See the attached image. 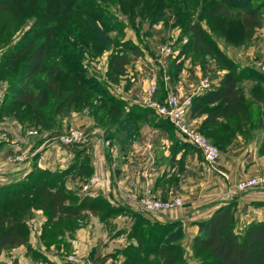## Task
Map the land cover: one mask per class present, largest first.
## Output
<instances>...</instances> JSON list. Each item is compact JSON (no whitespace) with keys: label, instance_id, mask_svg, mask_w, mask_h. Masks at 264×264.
<instances>
[{"label":"trees","instance_id":"obj_1","mask_svg":"<svg viewBox=\"0 0 264 264\" xmlns=\"http://www.w3.org/2000/svg\"><path fill=\"white\" fill-rule=\"evenodd\" d=\"M142 1L135 0V4ZM59 2L62 4L61 0ZM177 3L178 0H175L173 6ZM155 4L150 14L157 18L168 3L166 0H155ZM64 8V11L71 10L68 6ZM132 8L128 10L129 14L135 10ZM233 9H243L242 25L247 35L255 27H261L264 15L256 7L249 8V0H217L206 11V16L219 17L226 23L230 20ZM2 11L17 18L20 15L19 9L11 0H0V36L5 33L10 36L14 28L9 29L7 14ZM96 11L97 13H92L96 21L89 23L94 34L91 36L93 45L102 44L98 43V38L102 36L100 28L103 24L106 29H116L106 25L102 11ZM174 17L178 18L175 14ZM184 28L191 35L189 41L192 40L193 54L214 57L219 62L220 69L225 71L218 83L192 99L190 114H205L199 131L219 150L224 151L238 145L239 138L245 141L244 138L252 129H258L263 132V138L258 142L257 151L264 153V73L247 68L257 83V91L250 95L254 100L253 105L260 108L255 111L245 101L242 81L245 79L246 69L240 68L228 58L197 21H192L190 17L185 19ZM40 34L39 38L27 45L8 49L0 59V76L6 77L8 81L6 93L0 100V120L13 119L21 126L26 120H31L35 125L53 128L57 121L54 116L46 113V109L50 114L63 117L70 110L89 105L93 109L95 124L105 126L106 135L115 140L122 150L139 132L141 123L151 121L152 126L166 131L173 128L171 123L161 117L154 119L152 110L148 107L127 106L125 101L110 95H104L102 100L93 105L94 98L90 91L93 83L88 84L84 75L75 73L70 62L63 60L57 63L50 59L55 54L50 43L55 34L54 25L40 30ZM81 38L85 37H77V40ZM125 50L130 55L140 54L138 46L130 41ZM60 52L63 53V50ZM129 62L126 53L112 52L109 57V79L117 81L124 76ZM15 64L19 68L14 72L9 71L16 67ZM60 75L64 76L63 79ZM69 76L74 83L65 86ZM255 122L257 124L254 128ZM170 140L171 156L176 148L187 145L174 135L170 136ZM33 159L36 162V154ZM33 166L22 180L0 186V253L4 249L24 245L28 255L39 257L28 241L26 220L31 209H40L45 215L41 239L46 245L62 241L63 236L67 232L71 234L89 214L98 216L102 223H106L112 216L125 215L130 218L131 225L126 232L129 242L120 251L124 256L122 264H186L181 244L184 236L181 220H150L127 205L111 204L103 195L80 197L68 186L69 179L77 176L84 179L93 171L85 146L74 147L72 161L63 170L51 171L35 164ZM236 206L237 201L233 198L218 206L207 219L196 222L198 233L191 240V250L199 258L200 264H264V219L240 225L236 217ZM123 232L125 231L121 230L116 234Z\"/></svg>","mask_w":264,"mask_h":264},{"label":"rangeland","instance_id":"obj_2","mask_svg":"<svg viewBox=\"0 0 264 264\" xmlns=\"http://www.w3.org/2000/svg\"><path fill=\"white\" fill-rule=\"evenodd\" d=\"M11 1L17 5L20 15L15 18L12 14L2 11L7 14V25L9 29L14 28V32H11L10 36H8V34L6 35V33L0 36V59L8 49L14 46L16 47L17 45L15 49H18L21 45L31 43V41L39 38L41 35L40 30L54 25L55 34L50 43L55 54L51 55L50 59L57 63H61L63 60L70 62L72 64L71 68L75 73L84 75L86 77L85 81L88 84L93 83L91 84L93 86L90 88L94 98L92 101L93 105H96L98 100H102L104 95H110L114 98H117L115 94L126 98L129 97L127 94H130L131 89L133 90L131 86L133 83H137L141 77H145L146 86L141 89V83L140 85L138 84L139 87L137 86L135 88L138 96L134 98H143L141 100L147 102L149 96L148 88L154 83L155 88L153 94L150 96V100L158 103H162L169 92H174L182 97L192 95L197 89L196 87L194 88V86L199 84L201 79H208L210 82L208 89L215 85L213 81L219 82L223 75L222 73L225 72L220 69L219 62H217L214 57L196 56L192 52V40L189 41L191 35L187 33L184 28L185 19L190 17L192 21H197L201 25L202 29L211 36L219 49L222 50L228 58L240 68L246 69L244 71L245 79L242 81L245 90V101L253 110L259 111L260 109L258 107L256 108L255 104L253 105L254 100L250 96L251 93L257 91V83H255L253 79L252 72L247 70V68L259 71L256 68V63H264V20L262 21L261 27H255L252 33L247 35V31L242 25L243 9H233L231 11L230 20L225 23L219 17L206 16V11L217 0H178L175 7L173 6L175 0H166L168 4L164 7L163 13L157 18L150 14V10L156 5L155 0H143L139 4H135V0H61L62 4H60L59 0ZM67 6L71 7L70 11H64V7ZM143 6L147 8L144 9ZM253 7H256L259 12L264 15V0H249V8ZM131 8L135 10L129 14L128 10ZM96 10H98V12L102 11L104 21L107 23L106 25L114 26L116 29H106V26L103 24L102 28H100L102 36L98 38V43L102 44L93 45L91 43V36H94V34L91 32L92 28L89 23L96 21L92 16V13H97ZM174 14L178 18H175ZM110 22L112 24H109ZM0 25H2L1 22ZM98 25L101 26V24ZM81 36L85 38L77 40V37ZM108 40L110 41L109 43ZM127 41L138 46L140 52L138 56L130 55L131 53L125 50V47L128 46ZM62 50L63 53L60 52ZM112 52L114 54L126 53L130 60L127 65L126 74L118 78L117 81H111L108 76L111 71L109 57ZM76 62L79 63L75 66ZM15 65L16 67L14 69L12 67L9 71L14 72L19 68L18 64ZM139 68L141 72L135 73V69ZM259 73L263 74L264 72L259 71ZM60 76V78L63 79L64 76ZM131 76H134L133 78L135 81H130ZM164 76L167 77V81L164 80ZM247 77L248 79H246ZM67 80L65 86H70L74 83L71 76H69ZM7 86L8 81L6 77L0 76V100L4 97ZM178 86L181 87L178 88ZM138 89H141L142 95L140 96L142 97L139 96ZM190 90L193 92H190ZM205 91L206 90L203 92ZM11 93L12 91L9 95H11ZM193 97L194 96H192V99ZM140 102L143 103L142 101ZM140 107L143 106L141 105ZM92 110L91 106L87 105L80 109L70 110L66 116L62 117L50 114L51 112L46 109L47 114L55 117L57 121L55 127L44 128L43 125H35L31 120H26L27 123H24L22 130H25L27 135H30L29 132L31 130H35L38 135L44 137L45 134L49 132L58 131L55 136L56 143L67 146V144L59 140L58 136L70 129H78L84 134L85 141L68 144V146H85L90 156L92 167L94 166L93 162L96 164V167H115V169L116 167H122L125 160L127 161L124 154L125 152L120 149L123 151L122 155L124 157H122L116 149L118 145L114 143L109 135H106L104 130L105 126L102 127L95 124L92 118ZM189 112L190 109L185 115V120L187 123L192 124L187 119V114ZM152 115L154 119L159 117L154 110H152ZM71 117L77 118V120L82 123L78 126H74L71 125L70 122L68 125ZM7 120L13 119L7 118ZM91 120L93 122H91ZM151 123L150 121L140 124L143 136L137 142L139 144L141 143V145L152 143V145L156 147V159L161 161L164 158L162 155L164 151V149H162V135L165 139L168 138L169 140L170 136L173 135L180 142H183V140L178 136L174 127L166 131L152 126ZM256 124L257 122H255L254 128ZM261 138H263V132L258 129H252L248 132V136L244 138L245 141L239 138V143L247 144L254 140L260 142ZM118 155L122 158H119ZM28 156L27 158L29 159L30 156ZM97 158L100 159L101 163H99ZM33 164L38 166L36 162H32L31 167H34ZM121 176L122 174L116 169L115 177L119 179ZM88 178L89 176L84 179H79L78 176L74 178L81 180L82 184L81 187H75L74 189L72 188V190L79 193L78 189L80 188L85 193L84 196H93L87 193V188L84 189V186H90V184L94 182L88 181L90 179ZM159 199L163 202L172 203V205L166 209L184 204L183 197L181 196ZM176 200L181 201V204H175ZM236 211H238L237 206ZM119 216L121 215L112 216L106 223H102L108 235L114 232L113 235H117L116 232L123 231L125 228V232L129 230L131 225L130 218L127 217L123 220L118 219V221H113L114 218H118ZM122 217L126 216L122 215ZM237 218L239 219V216ZM243 223L245 222L240 223V225ZM197 233L198 227L196 230V234ZM183 234L184 236L181 239L183 259L186 261V264H188L189 260L199 262V258L196 257L191 250V242L187 248L184 241H182L185 238L184 229ZM125 237L127 236L125 235Z\"/></svg>","mask_w":264,"mask_h":264},{"label":"crops","instance_id":"obj_3","mask_svg":"<svg viewBox=\"0 0 264 264\" xmlns=\"http://www.w3.org/2000/svg\"><path fill=\"white\" fill-rule=\"evenodd\" d=\"M134 72L140 73L141 69H135ZM133 77H130V81H135ZM213 82L216 84L218 81ZM138 84L141 89L146 86L145 77L133 83L132 93L127 94L129 97L117 94L115 97L125 101L127 106L147 107L146 102L141 100L143 98H134L138 96L135 89L139 87ZM141 89H138L139 96L142 95ZM202 93L194 92L192 95ZM204 117L205 114L195 116H192L190 112L187 114L188 121L198 128ZM70 122L74 126L82 123L72 117L68 125ZM22 129L21 124L16 120H7V118L0 120V186L22 180L31 170L35 154L38 155L36 159L38 166L51 171L63 170L72 161L74 146L56 143L55 136L58 131L49 132L44 137L27 135ZM141 131L142 127L123 150L127 161L125 160L122 167H116L122 174L119 179L115 177V167H96L92 160L94 166L88 181L94 182L90 186L87 185L88 194L93 195L92 197L103 195L114 205H127L150 220L161 222L181 220L185 233L182 241L187 248L196 234V222L207 219L218 206L226 204L233 198L237 201L236 217L239 216L240 223L264 219V190L242 193L234 191V185L238 180L264 170V153H258L256 140L247 144L239 143L224 151L220 150L219 159L211 168L203 161L199 151L186 142L185 147L176 148V152L171 156L172 141L165 139L163 135L161 141L164 158L161 161L157 160L156 147L152 143L141 145L137 142L143 136ZM113 141L118 145V148L116 147L118 153L122 155L120 145ZM21 153H26L30 158L18 159ZM120 155H118L119 158L124 157ZM97 159L101 163L100 159ZM67 184L74 189L81 187L82 182L72 178L67 181ZM78 191L80 197L85 195L82 189L79 188ZM149 192L152 196L162 199L181 196L184 204L148 212L143 209L141 199ZM127 217L121 215L113 221ZM44 221L45 215L40 209H31L26 220L29 230L28 241L39 257L34 258L28 255L26 247L20 245L2 250L0 264H80L85 259L94 264H122L124 256L120 251L129 242L125 237L126 232L117 234L118 236L113 235L115 232L108 235L96 215L89 214L71 234L67 232L62 241L50 245H46L41 239ZM188 264L200 263L189 260Z\"/></svg>","mask_w":264,"mask_h":264},{"label":"built area","instance_id":"obj_4","mask_svg":"<svg viewBox=\"0 0 264 264\" xmlns=\"http://www.w3.org/2000/svg\"><path fill=\"white\" fill-rule=\"evenodd\" d=\"M256 64V68L259 71L264 72V63ZM164 80L167 81V77L164 76ZM209 85L210 82L208 79H201L196 87V92L202 93L204 90L208 89ZM154 88V83H152L148 88V101H145L147 107L154 110L159 117L171 123L181 140L195 147L208 167H214L220 156L219 149L207 137H205L197 127L187 123L185 120V115L192 106L193 95L182 97L174 92H169L162 103H158L150 100V96L153 94ZM29 134L34 136L38 135L35 130H31ZM58 138L62 143L67 145L85 141L84 134L78 129H70L69 131L60 134ZM17 158L24 160L27 158V154L21 153ZM87 187V185L84 186V189ZM252 190H264V170L257 174L242 178L234 185V191L238 193ZM141 202L143 209L148 212L166 209L172 205V203L163 202L159 198L150 195V193L144 196L141 199ZM180 202L181 201L176 200L175 204L179 205L181 204ZM80 264L93 263L90 260L85 259L82 260Z\"/></svg>","mask_w":264,"mask_h":264}]
</instances>
